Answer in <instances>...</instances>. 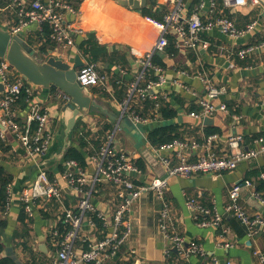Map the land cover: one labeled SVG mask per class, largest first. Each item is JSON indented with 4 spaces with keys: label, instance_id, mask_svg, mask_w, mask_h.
Returning a JSON list of instances; mask_svg holds the SVG:
<instances>
[{
    "label": "crops",
    "instance_id": "obj_1",
    "mask_svg": "<svg viewBox=\"0 0 264 264\" xmlns=\"http://www.w3.org/2000/svg\"><path fill=\"white\" fill-rule=\"evenodd\" d=\"M33 1L13 0L7 7L0 8V24L10 31L11 27L19 22L20 9H30ZM71 1L78 6L76 8L72 5L78 13L76 15L67 14L65 17L66 23L83 30L82 35L77 34L74 37V45H55L52 48L46 44V39L42 37L41 30L36 24L29 25L21 35L25 44L41 59H47L53 55L57 59H63L71 64L74 62L76 55L80 54L84 62L93 63L87 55L83 54L79 46L83 40L88 39L91 35L94 36L97 50L109 55L114 53L121 55L118 59L119 62L117 60H103L99 63H93L97 65L100 74L109 77L107 89L101 86L88 89L92 100L107 110V112H104L92 108L90 114L80 120L81 128L77 134H82L84 132L82 128L86 126V131H90L92 133L90 137H93L108 122L113 123L115 129L117 119L120 116V103L124 99L120 100L118 98L119 94L114 83H122L125 88L130 86L143 71L139 59L153 49L160 36V31L152 24L151 20L153 18L145 17L138 11L121 6L116 0H82L80 4H77V0ZM169 1L157 0L155 8L162 9L165 15L171 7ZM185 2L187 5L185 14L190 17L196 11L198 5L193 6V0H185ZM224 9L239 28H244L253 20H256L258 25L255 31L243 41L234 42L219 30L213 29L202 34V39L208 42L206 48L200 47L198 51L193 52L178 49L175 46L178 49L177 55L170 57L167 54L160 55L164 56V69L168 79L165 90L172 92L171 99L167 103L170 108L177 112L178 121L185 126L184 129L187 130V134L191 133L186 138H201V134H206L205 129L208 127L217 129L220 137L216 143V148L219 153H222L226 148L227 138L232 134H241L245 138V148L258 151V157L249 162L241 163L232 172L221 175L200 174L188 179L181 177L170 179L166 198L171 205L179 233L184 237L186 245L192 241L201 243L207 253L206 257L194 256L185 259L173 247V244L166 239L160 228L161 203L157 194L154 191H149L142 194L134 202L131 215L133 234L120 257L124 263L187 264L189 261L191 264H211L213 258H217L221 262L232 260L238 264H260L254 256V251L257 248L264 250V227L257 229L254 238L249 237L248 233L245 237L239 238L232 225L227 222L226 225L230 230L226 238L232 244V247L225 249L219 241L220 230L217 227L199 226L191 211L186 207L188 196L202 194L205 204H213L217 211L228 220L235 219L225 213V206L229 202V189L239 185L242 187L240 201L244 208L252 215L261 214L264 217V189L258 190L257 188V181H264L261 177L264 171L260 173L259 177L253 175V173L264 169V53L249 56L246 59L247 61L241 58L242 61H236L239 43H254L264 40V7L246 6L235 9L223 7ZM201 14H206V12L204 11ZM202 18L204 20V17ZM172 36L176 41L175 36ZM203 67L211 73L217 85L227 89V94L219 101H223L228 105L229 114L217 111L213 116L204 120L194 119L190 116V107L192 105L197 106L193 93L200 96L204 95L203 83L196 77L198 69ZM178 70L187 71L190 75L189 77L181 76L179 78L180 81L188 85L189 91H184L180 87L172 85V81L178 79ZM64 96L68 98L67 103H69L71 97L61 90L34 87L31 100L30 102L27 101L28 105L23 107L24 104L20 100L14 107L15 114L21 121H24L28 109L33 103H39L51 114V128L54 131V137L51 149L46 155L30 157L20 141L11 134H7L4 143L5 148L0 147V165L12 177L13 182L11 184L14 192V201L8 214L5 217L2 215L3 218L9 221L5 242L7 248H13L22 264H32L33 255L22 251L21 244L25 242L24 239H11L14 232L16 230L20 232L22 228L21 223L18 221V216L22 210L19 197L22 190L34 181L40 170H45L51 175H58L62 170L64 159L58 156L65 147L66 126L63 117L64 105L67 103L64 102ZM2 97L3 91L0 89V99ZM219 101H217V104ZM136 109L144 112L145 105L143 102L137 103ZM233 114L240 116V120L236 121L232 116ZM135 128L138 130L136 134L122 128L121 125L118 131L140 135L142 137L141 142L138 144L129 142L127 148L116 146L125 153L133 155L137 162L143 160L144 168H140L143 174L137 178L140 179L142 184L150 183L154 179L166 175V168L160 158L164 155H155L149 148L147 135L151 129L148 130L145 127ZM68 141L70 146L77 145L73 137H69ZM142 143L145 148L140 151L138 146ZM146 149L151 153V161L142 155ZM86 158L87 166L84 170L89 175H93L96 171V165L89 160L88 154ZM247 181L251 186L246 187L244 185ZM66 194L70 201L77 197L75 193L70 191ZM93 203L100 213L107 216L108 220L113 218L115 208L110 202L105 184H101L94 192ZM48 215V218L44 217L42 212L39 211L29 226L30 234L26 241L35 253L36 264H52L54 257V252L50 250L52 242L49 233L56 224L57 215L54 212ZM84 233L90 238H102L103 236L87 224L84 225ZM42 245L46 246V251L40 249ZM167 250H169L170 255L166 254ZM116 260L110 261L109 264H115Z\"/></svg>",
    "mask_w": 264,
    "mask_h": 264
},
{
    "label": "built area",
    "instance_id": "obj_2",
    "mask_svg": "<svg viewBox=\"0 0 264 264\" xmlns=\"http://www.w3.org/2000/svg\"><path fill=\"white\" fill-rule=\"evenodd\" d=\"M171 7L162 20L152 19V24L160 31L153 49L139 59L143 71L126 89V97L120 103V116L113 132L107 136L100 149L94 150L89 137L90 147L85 150L89 160L96 165V171L89 175L75 160L63 161L62 170L58 175H51L45 170H40L34 181L24 188L19 197V203L26 215L33 219L39 211L57 215L56 224L51 232L59 240L53 241L56 248L52 264H109L123 253L124 248L133 234L131 215L134 202L144 193L154 191L161 203L160 228L166 239L173 244L180 255L189 259L194 256L204 258L207 253L201 243L196 241L186 245L184 237L179 233L170 203L166 198V191L171 178H193L200 174H224L232 172L241 163L249 162L258 157L259 152L245 148V138L241 134H232L226 140V148L219 153L216 143L218 134H201V138L177 139L171 143L154 148L149 143L151 151L161 156V162L166 168V175L154 179L150 183L142 184L138 176L142 171L137 165L133 155L127 154L114 144L115 134L121 123L128 119L135 127H145L148 130L163 122L161 107L162 102L171 99L172 92L166 91L168 79L165 69L153 64L155 55L166 54L170 45V38H176L175 46L178 49L198 51L200 47H208V42L202 39L204 32L213 29L219 30L223 35L234 42L243 41L253 33L258 25L253 20L244 28H239L236 23L218 11L217 0H201L192 16L187 17L185 0H170ZM252 6L262 7L260 0H223V7L235 9ZM206 14H201L203 12ZM78 11L65 0H34L31 8L19 11V22L11 27L12 36L22 34L31 24L38 25L43 31L47 24L51 29L50 39L59 46L74 45V37L83 34V30L66 23V15H76ZM204 17V20L203 18ZM264 53V40L260 42L243 44L239 43L236 55L241 59ZM181 76L189 77L187 71L178 70L177 80L172 85L189 91L188 85L179 80ZM196 77L204 86V95L193 93L199 111H192L190 116L194 119H207L217 111L229 114L226 103L219 101L227 94V89L215 83L211 73L206 68H200ZM77 81L80 86L92 88L109 86V77L100 74L97 65L85 62L78 69ZM4 86L3 97L0 99V140L6 141L7 134L13 135L24 147L30 157L46 155L52 146L54 131L51 128L52 117L49 111L39 103L30 105L26 118L22 123L15 114L14 107L19 103L24 93L30 102L34 87L26 82L22 76L11 68L6 59H0V85ZM112 95V93H111ZM64 102H68L66 96ZM63 100V96H62ZM145 100L154 101L153 110L142 115L135 112L136 104ZM217 101L219 103L217 104ZM236 121L240 116L232 115ZM264 150V147H263ZM92 151L94 154H92ZM261 177L264 179V173ZM105 184L110 202L115 208L113 218L100 213L93 203L94 192ZM246 187L251 186L247 181ZM73 192L76 198L69 200L67 192ZM242 187L239 185L229 189V202L225 206V213L237 219L246 227L248 236L254 238L259 227H264V217L261 214H250L242 205ZM7 203L3 213L5 217L14 201L13 185L7 187ZM264 202V200H263ZM186 207L191 211L195 221L201 227H217L220 230L219 241L225 249H230L232 244L226 235L229 227L225 217L220 214L215 206L203 202V195L188 196ZM91 214H97L109 231L102 238H90L84 233V225L97 229L96 222ZM62 223L68 230L61 234L58 227ZM87 246V247H86ZM133 253L132 251H130ZM170 255L169 250L166 251ZM254 256L260 264H264V250L257 248ZM187 264H191L189 261ZM211 264H238L232 260L221 262L213 258Z\"/></svg>",
    "mask_w": 264,
    "mask_h": 264
},
{
    "label": "trees",
    "instance_id": "obj_3",
    "mask_svg": "<svg viewBox=\"0 0 264 264\" xmlns=\"http://www.w3.org/2000/svg\"><path fill=\"white\" fill-rule=\"evenodd\" d=\"M65 1H67L68 3L73 5L74 7L78 8V6L76 4H73L71 0H65ZM81 1L82 0H77L76 2H77V4H80ZM200 1L201 0H193L192 5L196 6L200 3ZM12 2H13V0H0V8H5L9 4H11ZM156 5H157V0H148L147 7L145 9H143V12H142L143 16L150 17V18L157 19V20H162L163 16H164V12L162 9H156L155 8ZM222 5H223V0H217L218 11L222 10L223 14L226 17L230 18L226 14L225 9L223 10ZM220 7H222V8H220ZM41 33H42V37H44L46 39V44L53 48L56 45V43L50 39L51 29L49 28V26L47 24H45L43 26V31H41ZM174 41L175 40L173 38H170V45H169L167 52H166L167 56H169V57L175 56L178 54V49L175 48ZM79 46H80V49L83 52V54L87 55L89 60L93 63H99L100 61H103V60H108V61H116L117 60L119 62L118 59L121 56L120 54H117V53L109 55L105 52H100L99 50H97L96 46H95V42H94V36H92V35L88 39L83 40ZM163 57L164 56L156 55L153 58V61H152L153 64L164 68L165 63L163 62ZM246 59H243V60L247 61ZM236 61L239 62L242 60L237 56ZM241 64H244V63H241ZM114 85L117 87L116 90L118 91V94H119L118 98L120 100L125 99L127 88H125L123 86V84L119 83V82H117V83L115 82ZM20 100L24 104L23 107H26L28 105L26 93H24L23 97ZM142 102L145 105V111L141 112L140 109L135 108V112L142 114V115H147L153 110L155 103L152 100H145ZM161 102H162V107L160 110H161L163 122L154 126L148 132V135H147V140H148L149 144L154 148L160 147L163 144L171 143L177 139L183 140L186 138L187 135L191 134V133L187 134L188 133L187 130L184 129L185 126L181 125L179 123L177 112L173 108H170L169 104L167 102H165L164 100H161ZM189 111H191V112L192 111H199V107L192 105L190 107ZM18 120L22 123V121L19 118H18ZM80 125H81V122L79 121L75 130L71 134V138L72 137L75 138L77 145L69 146V148L67 149L63 159L65 161L75 160L81 165V167L83 169H86V166H87V158H86L87 154L86 153L87 152H85V150L90 147V143L87 139L91 136L92 133L90 131H86V126H85V128L84 127L82 128V130L84 132L82 134H77L80 131V128H81ZM113 129H114L113 123L108 122L102 126V128L98 131V133L93 135V138H91L92 140H90V142H91L94 150L98 151L100 149L102 144L106 141L107 136L113 132ZM205 132L207 135L218 134L217 129H213L210 127L206 128ZM4 143H5L4 141L0 140V147L2 149L5 148ZM92 154H94L93 151H92ZM137 165L140 168H144L143 160H138ZM262 171H264V169H262L260 172L253 173V175L256 177H259L260 173ZM12 182H13L12 177L6 172L5 168L0 165V264H17V262L11 257V255L6 253L7 245L5 242V236H6V231L8 230L9 221L6 220V218L2 217V215L5 211V208H6V203H7V196H8L7 195V187ZM257 188H258V190L264 189V181H262V180L257 181ZM207 205L212 206L211 203H208ZM21 209H22V207H21ZM48 214L49 213L42 211V215L44 217L48 218V216H49ZM90 217H92L94 219V221L96 222L98 234L102 235L100 232H102L104 234L105 232L108 231V228H106L104 226L103 221L98 217L97 214H91ZM18 221L22 225L21 231L19 232L16 230L14 232V234L12 235L11 239H13V240L16 238L24 239L25 242H23L21 244L22 251L27 252L29 254H32L33 258H32L31 262H32V264H36L37 261L34 258L35 253L31 249V247L28 246V243L26 241V239H28V236L30 234L29 233V226L33 222V219L29 218L26 215L24 209H22L21 213L18 216ZM224 221H225V223L228 222L232 225L233 229L235 230V232L237 233L239 238L245 237V235L247 233L246 228L239 221H237L235 219L228 220L227 218H225ZM58 227L61 231V234H64L68 230V228L64 227V225L62 223H59ZM49 238L52 242V245H51L52 247H50V250L52 252H54L56 250V248L53 246V241L55 242V241L59 240V237L55 238L53 233L50 232ZM121 254L122 253H120L118 255V258H117L115 264H130V263H124L121 261V259H120Z\"/></svg>",
    "mask_w": 264,
    "mask_h": 264
},
{
    "label": "water",
    "instance_id": "obj_4",
    "mask_svg": "<svg viewBox=\"0 0 264 264\" xmlns=\"http://www.w3.org/2000/svg\"><path fill=\"white\" fill-rule=\"evenodd\" d=\"M116 1L121 6L128 7L141 14L148 4V0ZM260 2L264 7V0H260ZM0 59H6L9 66L17 71L31 86L48 90H61L71 97V101L64 105L65 147L58 156L59 158L64 157L69 148L68 138L71 137L78 122L89 115L92 108L107 112L102 105L92 100L88 88L80 86L77 81L78 69L85 65L80 54L76 55L74 62L71 64L63 59H57L53 55L47 59H41L25 44L21 34L12 36L11 32L0 24ZM0 89L4 90L2 84ZM121 127L133 134L138 131L127 119L121 123ZM142 155L151 161V153L148 149L144 150ZM40 249L46 251L47 248L42 245ZM6 253L11 255L17 264H22L13 248H7Z\"/></svg>",
    "mask_w": 264,
    "mask_h": 264
},
{
    "label": "rangeland",
    "instance_id": "obj_5",
    "mask_svg": "<svg viewBox=\"0 0 264 264\" xmlns=\"http://www.w3.org/2000/svg\"><path fill=\"white\" fill-rule=\"evenodd\" d=\"M141 141H142V137L140 135H131L128 132L117 131L114 139V144L127 148L129 147V142H131L132 144H138ZM144 146L145 145L142 143L138 146V149L142 151L145 148Z\"/></svg>",
    "mask_w": 264,
    "mask_h": 264
}]
</instances>
